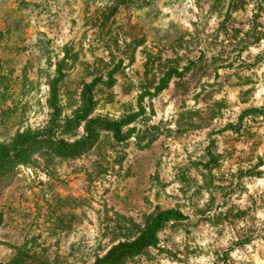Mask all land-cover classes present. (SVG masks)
Masks as SVG:
<instances>
[{
    "label": "rangeland",
    "instance_id": "rangeland-1",
    "mask_svg": "<svg viewBox=\"0 0 264 264\" xmlns=\"http://www.w3.org/2000/svg\"><path fill=\"white\" fill-rule=\"evenodd\" d=\"M129 119L3 167L0 264H96L167 210L123 264H264V0H0V143Z\"/></svg>",
    "mask_w": 264,
    "mask_h": 264
},
{
    "label": "trees",
    "instance_id": "trees-1",
    "mask_svg": "<svg viewBox=\"0 0 264 264\" xmlns=\"http://www.w3.org/2000/svg\"><path fill=\"white\" fill-rule=\"evenodd\" d=\"M64 74L59 67L57 69V77L50 85L51 103L55 107L58 101V94L60 88L58 87L63 80ZM91 103L86 102V108L83 112L81 119H85L92 111ZM54 111H57L54 108ZM80 119V118H79ZM129 120H122L119 123L112 125L94 123L88 125L87 137L82 140L78 145L68 149L64 146L63 141L54 143L50 131L42 136L33 135L30 132H24L23 135L16 134L15 140L11 144L0 143V171L6 165H22L28 164L32 160L35 153L45 151L51 147L54 156L60 159H75L87 153L92 143L96 140L95 135L98 131H112L114 135L119 134L121 128L126 126ZM80 120L77 121L75 129L78 127ZM93 140V142H92ZM86 147V148H85ZM184 218L177 212L167 210L159 212L155 215L152 222L145 228L144 231L139 233V236L131 243H120L114 246L110 251L96 264H123L129 258L138 256L148 247H153L157 244L156 234L161 229L162 225L169 221H180Z\"/></svg>",
    "mask_w": 264,
    "mask_h": 264
}]
</instances>
